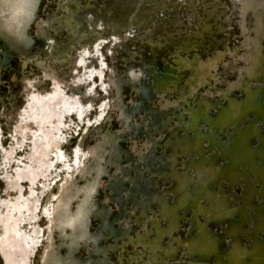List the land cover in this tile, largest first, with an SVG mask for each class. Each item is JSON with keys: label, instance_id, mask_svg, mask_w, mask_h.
<instances>
[{"label": "bare ground", "instance_id": "6f19581e", "mask_svg": "<svg viewBox=\"0 0 264 264\" xmlns=\"http://www.w3.org/2000/svg\"><path fill=\"white\" fill-rule=\"evenodd\" d=\"M41 1L0 0V72L15 55L22 67L29 60L38 69L18 86L26 98L10 119L16 124L10 149L0 152V166L19 162L1 189L2 264H32L35 257L36 264H136L140 258L142 264H264V0H239L231 58L228 48L216 47L226 35L203 43L225 12L210 0L201 3L202 13L195 7L185 15L192 28L171 17L154 29L142 26L150 11L140 3L163 0ZM171 1L170 9L180 0ZM130 37L136 48L118 57L122 66L102 62L104 40L112 46L107 58L115 59L112 49ZM146 44L151 50L169 45L170 53L143 65L136 49ZM196 47L211 52L190 50ZM44 57L57 67L71 63L70 78L48 70ZM219 64L233 75L220 88ZM46 80L49 90L39 93ZM124 86L130 98L124 99ZM108 87L112 95L98 100L87 119L97 88L106 95ZM202 89L207 94L198 96ZM172 90L175 99L166 100ZM70 118L85 123L68 154ZM125 138L129 149L120 146ZM26 141L25 160H18L12 151ZM128 244L132 252L111 256Z\"/></svg>", "mask_w": 264, "mask_h": 264}, {"label": "rangeland", "instance_id": "374dc122", "mask_svg": "<svg viewBox=\"0 0 264 264\" xmlns=\"http://www.w3.org/2000/svg\"><path fill=\"white\" fill-rule=\"evenodd\" d=\"M170 1L171 0H169V2H168V0H165V1L163 0V2H165V3L161 2V4L160 3L158 4L156 2L150 3V1L148 3L147 2H142L143 4L140 3V6L143 9H145L147 12L150 11L149 12L150 13V16H149V14H147V16H148L147 17V20H146L147 22L145 21L146 23H144L142 26L143 27H145L146 25L148 27H151L152 26L153 29L154 28H159V27H161L163 25V22H165L166 20L170 19L171 17L172 18H176L177 17V19L180 18V20H181V21L179 20L181 22L180 23V26H184V27H188V28L191 27L192 28L193 25H192V22L191 21H193V18H190V17H187V16L185 17V15H187L189 9L191 10L192 8L194 9L195 7H196V9L198 10L199 13H202V10H203V8H202L203 7V5H202L203 3L202 2H205L207 0H201V2H200V0H198V1L197 0H195V1L194 0H189L188 3L187 2H182V4L179 5V7H176V5L181 2V0H180V1L176 2V5L174 6L175 8L173 7L171 9H170L169 5H170V3H173V1H171V2ZM43 2H44V0L41 1V3H43ZM236 2L239 3V4H237ZM209 3L212 4V5L213 4L214 5L216 4V6L218 8L221 7V9L222 10L224 9L225 12H222L220 14L221 17L217 18L216 21L213 23L215 25L214 28H217L219 30L218 31L213 30V33L210 34L211 37H210V35H208V36L205 35V38L203 39L204 40L203 43H206V41H210L211 38H213V36H219L220 34L226 35V38H225L226 40L224 41L225 43L223 42V45L221 46L222 41L217 42L216 43V47H217V49L228 48L229 51H230V54H228V58H231L232 55L234 56L236 54V52L233 51V49H234L233 47L235 46L234 43L237 42V39L235 38L237 36V34L235 32L239 31V29L236 27L237 21L241 22V20L239 19V13H238L241 2L239 0H234L233 1V3H235V6L234 7H233V5L230 6V4L232 3V0H210ZM158 6H159V9H158ZM188 6H189V8H188ZM160 8H162L161 9V12H160ZM157 10L159 11V14L160 15L158 14V11ZM146 11H145V13H146ZM226 13H227V17L226 18H229V21L228 22H227V20L225 18H223V16ZM43 14H44V11H41V12L38 13V15H40V16H43ZM235 16H236V19H235ZM160 17H162V19ZM158 19H160V20H158ZM224 25H228V26H224ZM181 29H182V27L180 28V30L178 32H180ZM222 30L225 31V32L222 33L223 32ZM30 31L32 32V27L30 28ZM133 35H132V37H133ZM242 36H243V34H242ZM59 38H61L63 40L64 39L63 34H61L59 36ZM129 40H130L128 42L129 44L127 43L126 46L114 47L115 49L114 48H113L114 50L112 49V51L114 53V58L115 59H110V57L107 58V53H105V51L107 50L108 47L111 49L112 46L111 45H107L108 44L107 43L108 42V39L104 40L103 43H102L103 44L102 46L104 48L101 46V48H102L101 49V52L104 51V52H102L103 53V56L101 57L102 62L105 63L108 66L109 64L112 65V63L115 61L114 62L115 64H117L119 66H122V62L120 63V58H118V57L124 56L125 54L128 53V51L129 52H133L134 50H132V49H135L136 48L135 46H131V44L133 42V41H131L132 40L131 37L129 38ZM207 48L206 49H203V48H200V47H196V48H191L190 50H194L195 49V51L199 52L202 56H207L211 52V49H209V48L207 49ZM237 48H238V46H237ZM136 50H138L137 51L138 52V57H139V59H142V62L144 63L143 65H145V64L148 65V64L154 63V62L155 63H158V61L161 62L160 60H162L163 57L168 56L169 53H170V46L169 45L168 46H161V47H158L155 50H151V49H149V46L146 44L143 47H137ZM206 52H208V53H206ZM186 55L189 57L191 55V53H189V52L186 51ZM73 58H74V56H73ZM157 58H158V60H157ZM139 59H137V61H140ZM235 59H238V58L235 57ZM168 60H171V59L168 58ZM20 61H21V63H20ZM43 62H45L44 64H45V66L47 67L48 70L51 69V68H53V72L55 74L62 75V77L64 79H69L70 78L69 76L71 74H70V70L68 68L71 66V63H69V64H67V65H65L63 67H57L53 63H51V61H49V59L47 57H44V61ZM22 63H23V59H20V58L18 59V56L15 55L11 59V64L7 68H5L3 71L0 72V134H1L0 135V152H2V153L5 152V151H3L4 149L5 150L10 149L9 147L11 146L10 144H11V141H12V137L15 136V133H14L13 128H14V126L16 124H14L13 120H10V119H13V116H12L13 115V112L16 111V114H18L17 112L21 108V106H22V104L24 102V99L26 98V97H23L22 96V94L19 91L20 89H19L18 86H19L20 82H22V81L24 82V80L29 79V78H32V77H35V76L38 75V69L35 67V64L32 61L27 60L25 66H23V67H22ZM219 67L222 68V65L219 64L216 67V70L222 72L223 74L220 73L221 76H222V78H221V80L218 83H216L217 86H215V87H218V88L221 87V84L223 83V80L224 79L231 78L233 76L232 74L224 73V71L222 69L220 70ZM103 71L105 72V73L103 72V74H108V73H106L105 70H103ZM180 76L181 77L183 76V78H181V80L183 81L184 78L187 76V72L182 73ZM104 80L106 81V83H108L107 82V80H108V77L107 76L104 77ZM181 80H180V82H182ZM93 85H94V88H96L98 84L94 83ZM49 88H50V86L48 84V80H46V81L42 82L41 87L39 88V93H45V92H47L49 90ZM123 88L124 89H123L122 93H123L124 99L125 98H130V96L132 95L133 92L127 91L126 86H124ZM108 90H109L108 93L106 95H104V94H100V89L97 88V90H96V96L93 99L94 101L92 102V105L90 107V111H89V113L87 115V119H89L90 117H92L95 114V111L97 109L96 102L98 100H100V99L103 100V98L105 96L106 97L105 100L107 101L108 100L107 98L112 95L111 88L110 87H108ZM205 91L206 90L202 89V90H200V91H198L196 93H197L198 96H200L201 94L206 95L207 93ZM169 92H172V93L169 94ZM133 96L135 97V94H133ZM175 96H176V94L173 92V90L172 91H166L165 92V95H164V97H166L165 98L166 100L175 99ZM156 100H158L157 102L160 103V102H162L164 100V98L163 99H156ZM112 103H113V101L111 100L110 105ZM155 103H156V101H155ZM112 108L113 107H111V110H112ZM112 111L110 113V116H111L110 123H111L112 129L113 130H116V129H118L119 125H118V121L114 118L115 117V114ZM3 112L9 114L8 117H10V118H8L7 121H4L5 119H4V115H3L4 113ZM73 118L72 119L70 118V120L72 122V128H71L72 130H71V133L69 134L70 135L69 136V140H68L67 143L63 144V146H65L64 147V150L68 154L70 153V150H68V149H71V146L76 143V140H77L76 138H77V136L79 134V131L82 128L83 124L85 123V121L84 122H77ZM106 120H108V118ZM173 123H174V121H172L170 123V125L173 124ZM103 124H106V121L105 120L103 121ZM159 135H161V134H159ZM17 139H18V137L16 138V140ZM79 139H80V137H79ZM91 140H92V137H90L89 139H87V141H86V138L84 139V142H85L84 148L87 147L90 144ZM136 141H137L138 144H141V141H138V140H136ZM14 142H16V141H14ZM129 142L125 138L124 141L120 142V146L127 147L129 149V147L131 146V144ZM28 150H29L28 141H26V142H24L22 144L21 149L19 151H17L16 154H15L14 151H12V154L15 157H17L18 160H25L24 157L26 156ZM8 151H10V150H8ZM67 158L69 159L70 157L67 156ZM16 164H19V162H16L15 160L13 161V159L11 161V159H10V160H8L7 166H4V167H3V165L0 166V198H3L4 195H5V194H3L4 192L2 193L3 190L1 191V189L3 187H4L3 189H5L4 182H5L6 178H8L7 176H11L12 175V172H11V169L12 168L11 167H12V165H16ZM55 166H56V164H55ZM2 171H4V173H2ZM6 174H7V176H5ZM58 174H60V173L58 172ZM59 178H60V176H59ZM59 178L57 180H59ZM158 181H161V180H158ZM160 185H161V183L158 184V187ZM223 188L225 189L226 187L224 186ZM237 189H238V187L234 185L233 190L236 191ZM228 191H229V189H228ZM100 192H102L101 189H100ZM231 194L233 195L234 193L232 192ZM98 195H100V193ZM1 211L2 210L0 209V212ZM113 214H114V209L112 208L110 218L112 217ZM186 214H188V212H186L182 216V218L180 219V221L182 222L181 224L183 225V227L186 225L185 224V220L187 218V215ZM0 215H1V213H0ZM129 221L131 222L132 220H129ZM44 222L45 221H44L43 217H40L38 219V221H37V223L42 226L41 233H44V231H45ZM92 223H93V225L90 226V229L94 228V226L96 224L95 221H92ZM208 223H209L210 227L213 226L211 222H208ZM130 224L132 225L130 232L133 233L136 230V225L134 223H132V222ZM181 228H182V226H181ZM180 231H181V229H180ZM0 234H1V227H0ZM42 242H44V238L41 239V243L38 246V249L41 248ZM132 247H133V245H129V244L128 245H125L121 251L116 250L113 253H111V256L113 258H116V255H119L118 253H121L122 252L121 254H127L128 251L129 252H132ZM135 249L137 251L138 250L140 251V248L137 247V246L135 247ZM179 251L180 250H177L176 255H177V253ZM179 255H180V253H179ZM124 256L125 255H123V258H125ZM140 259L137 260L139 262H137L135 260V263L136 264H142L143 258L141 260ZM36 262H37V259L35 257V258H33L32 264H36Z\"/></svg>", "mask_w": 264, "mask_h": 264}, {"label": "water", "instance_id": "95a60500", "mask_svg": "<svg viewBox=\"0 0 264 264\" xmlns=\"http://www.w3.org/2000/svg\"><path fill=\"white\" fill-rule=\"evenodd\" d=\"M95 77H97V74H92V78H95ZM88 90V89H87ZM27 104H29L28 102H27ZM93 220V219H92ZM3 263V258H2V256H1V254H0V264H2Z\"/></svg>", "mask_w": 264, "mask_h": 264}]
</instances>
